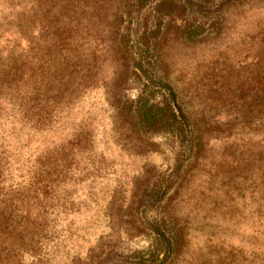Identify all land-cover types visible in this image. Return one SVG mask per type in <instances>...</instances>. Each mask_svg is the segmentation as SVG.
Wrapping results in <instances>:
<instances>
[{
  "label": "trees",
  "instance_id": "obj_1",
  "mask_svg": "<svg viewBox=\"0 0 264 264\" xmlns=\"http://www.w3.org/2000/svg\"><path fill=\"white\" fill-rule=\"evenodd\" d=\"M1 3L0 100L17 112L28 129L52 131L69 116L72 105L87 90L103 86L116 118L115 130H120L117 119H127L130 135L170 133L184 151L192 154L193 161L201 158L204 141L198 120L182 109L175 87L157 74V68L166 19L185 17L179 34L188 41L218 34L223 29L221 21L218 31L215 22L189 15L182 0H0ZM128 16L135 19L131 38L125 25ZM37 35L41 41L36 48ZM260 44L253 70L255 79L249 84L255 97L242 104L247 105V113L240 118L242 135L228 139L227 148L231 150L237 142L241 147L238 163L230 168L237 169L245 179L244 201L255 203V227L249 222L255 234L237 248L232 244L226 248L209 246L201 264H264V39ZM131 75L141 85L134 98L126 95ZM88 124L81 121L71 137L51 148L28 149L29 142L25 141L30 153L22 160L24 165H18L17 156L21 154H16V148L10 149V132H1L0 264H23L25 257L38 261L44 254L46 227L54 200L59 197L58 189L79 158L92 150ZM251 125L253 141L246 136ZM127 129L128 126L121 127L124 133ZM13 134L19 139L23 136L18 131ZM26 136L31 140L30 134ZM24 145L20 149L23 154ZM14 170L20 173V179L13 177ZM153 185L154 192H165L166 183ZM159 206L155 207L150 227L154 236L150 247L132 254L136 264H170L168 259L181 250L183 227L177 226L176 217L166 205ZM249 216L251 219V213Z\"/></svg>",
  "mask_w": 264,
  "mask_h": 264
},
{
  "label": "rangeland",
  "instance_id": "obj_2",
  "mask_svg": "<svg viewBox=\"0 0 264 264\" xmlns=\"http://www.w3.org/2000/svg\"><path fill=\"white\" fill-rule=\"evenodd\" d=\"M182 1L189 15L215 22L218 31L220 21L223 26L214 36L188 41L179 34L185 17L166 19L161 43L157 74L175 87L182 109L198 120L203 134L197 162L170 133L130 135L127 119H117L120 130H115L116 118L103 86L87 90L69 116L49 132L28 129L0 100V135L10 132L9 148L21 154L18 165L25 164L29 148H51L65 141L83 120L89 123L93 142L58 189L44 254L38 261L25 257L23 264H136L133 252L148 249L153 241L150 227L159 205H166L177 226L183 227L181 250L168 259L170 264H201L209 246L237 248L255 234L249 228L257 219L255 203L244 201L245 179L230 168L238 163L241 147L237 142L227 148L228 139L242 135L240 118L247 113L242 104L255 97L249 84L254 82L255 56L264 39V0ZM125 25L131 38L135 19L128 16ZM35 39L37 48L41 37ZM130 77L126 95L134 98L141 85ZM122 126H128L125 133ZM251 129H246V136L253 141L254 126ZM16 131L21 139L13 134ZM18 174L14 170L13 177L20 179ZM162 182L165 192H154L153 184Z\"/></svg>",
  "mask_w": 264,
  "mask_h": 264
}]
</instances>
